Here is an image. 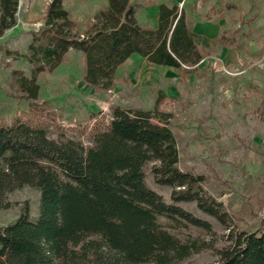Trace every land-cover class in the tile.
<instances>
[{"label": "trees", "instance_id": "obj_1", "mask_svg": "<svg viewBox=\"0 0 264 264\" xmlns=\"http://www.w3.org/2000/svg\"><path fill=\"white\" fill-rule=\"evenodd\" d=\"M18 4L0 0V36L16 24ZM135 12L130 0H107L79 32L63 0H49L42 29L19 54L29 75L12 69L10 85L20 98L35 101L38 76L55 70L69 50L81 53L83 81L95 91L111 89L118 66L134 53L182 75L193 73L206 51L190 35L192 20L184 9L159 4L154 28L140 25ZM217 42L234 44L227 37ZM160 101L158 96L153 111L113 107L107 128L89 147L50 138L44 128L19 120L0 123V208L4 195L17 188L40 194L36 220L25 207L14 223L0 227V264L178 263L207 247L192 229L213 233L181 202H194L228 226L222 203L202 189L205 176L177 167L176 139L158 111ZM147 163L155 183L172 188L171 202L147 185ZM209 264H264V233L230 229L228 243Z\"/></svg>", "mask_w": 264, "mask_h": 264}, {"label": "rangeland", "instance_id": "obj_2", "mask_svg": "<svg viewBox=\"0 0 264 264\" xmlns=\"http://www.w3.org/2000/svg\"><path fill=\"white\" fill-rule=\"evenodd\" d=\"M48 1L19 0L16 24L0 36V123L19 120L44 128L50 138L89 147L107 128L113 107L153 111L159 96L158 111L176 139L177 167L205 176L204 193L221 202L229 217L224 227L194 202L179 203L209 222L213 233L192 229L207 247L175 264L216 261L230 229L264 233V0H184L181 9L196 24L209 25L205 32L196 26L192 36L212 49L193 73L182 75L140 58L119 72L112 91H95L83 83L81 53L69 50L55 70L38 76V98L29 102L10 85V72L20 69L29 75L30 65L19 54L26 51L32 33L42 29ZM87 15L77 22L79 32L87 27ZM223 37L234 44L221 45L217 39ZM151 166L143 168L147 185L171 202L172 188L155 183ZM39 200V192L30 186L7 192L0 227L14 223L25 207L29 219L36 220Z\"/></svg>", "mask_w": 264, "mask_h": 264}, {"label": "crops", "instance_id": "obj_3", "mask_svg": "<svg viewBox=\"0 0 264 264\" xmlns=\"http://www.w3.org/2000/svg\"><path fill=\"white\" fill-rule=\"evenodd\" d=\"M72 1H73V4L69 5V6L66 5L65 0H63V3H64V6L66 7V9L71 14L72 18L76 22H81L82 17H85L87 14H88L87 16H89V18L91 19L92 15L98 9L104 8L107 5V0H98L97 3H96V0H91V1L88 0V3H86V0H72ZM180 1L181 0H130V3L135 6V11H136L135 15H136V18H137L139 24L142 25V26H145V27L154 28V27H156L157 22H158V5L161 4V3H164L167 6L178 5V3ZM77 2L79 4H76ZM187 16L190 17L191 20H192V26H191V30H190V35L191 36H192L191 31L193 29H195L196 26H198L199 29L201 31H203V32L208 30V28H209L208 23H201L200 22V23L196 24L195 18H192L189 15H187ZM195 42L197 43V45L200 48L202 47L204 49V51H206V54L208 52H211L212 49H211V47L208 44L199 45L196 40H195ZM71 51H74V50H71ZM140 58H143V57H141L140 55L134 53L125 62H123L120 66H118V68L116 70V73H115L114 82L117 83V79L119 78V72L121 70H124L127 67L128 63L130 61H138ZM148 63L153 65V66H158L159 68H170L169 66L155 65V64H152L150 62H148ZM83 66H84V62H83ZM83 73H84V69H83ZM83 83H84V81H83ZM107 91L108 92L112 91V89H109Z\"/></svg>", "mask_w": 264, "mask_h": 264}, {"label": "built area", "instance_id": "obj_4", "mask_svg": "<svg viewBox=\"0 0 264 264\" xmlns=\"http://www.w3.org/2000/svg\"><path fill=\"white\" fill-rule=\"evenodd\" d=\"M183 2H184V0H181V1L178 3V5H177L180 9L182 8L181 6H182Z\"/></svg>", "mask_w": 264, "mask_h": 264}]
</instances>
